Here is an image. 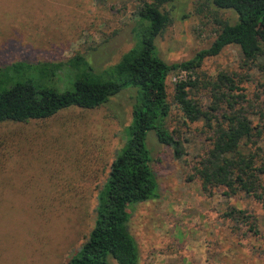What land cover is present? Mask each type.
Masks as SVG:
<instances>
[{
    "label": "rangeland",
    "instance_id": "rangeland-1",
    "mask_svg": "<svg viewBox=\"0 0 264 264\" xmlns=\"http://www.w3.org/2000/svg\"><path fill=\"white\" fill-rule=\"evenodd\" d=\"M143 1L148 0H0V68L74 55L95 69L114 65L133 44V14ZM161 10L169 21L154 46L166 64L190 59L210 45L218 22L236 20L211 0H169ZM263 62L264 56L244 61L235 46H226L193 72L167 75L165 127L180 155L146 134L157 198L129 210L137 264H264V208L240 192L202 190L196 173L211 148L212 131L205 124L213 127L226 110L224 102L214 101L209 83L220 73L233 75L237 90L231 95L241 96L233 99L234 108L262 125ZM179 80L195 82L187 97L205 120L182 117L172 98ZM130 96L123 91L92 110L69 107L43 120L0 123V264H67L92 226L96 193L129 119ZM242 152L255 165L264 161V133ZM232 211L248 216L255 234L237 215L229 216Z\"/></svg>",
    "mask_w": 264,
    "mask_h": 264
},
{
    "label": "trees",
    "instance_id": "trees-1",
    "mask_svg": "<svg viewBox=\"0 0 264 264\" xmlns=\"http://www.w3.org/2000/svg\"><path fill=\"white\" fill-rule=\"evenodd\" d=\"M168 1L140 3L130 29L133 44L114 65L95 69L83 56L74 55L61 62L19 61L0 68V123L43 120L69 107L92 110L120 92L131 93L121 145L96 193L92 226L67 264L138 263L137 245L128 230L129 210L157 198L146 134L152 132L157 143L180 155L178 142L165 127L167 75L193 72L226 46H235L247 62L264 56V0H211L215 8L232 11L235 22H218L220 29L207 48L186 61L166 64L157 56L154 39L169 21L161 10ZM232 79L233 75L220 73L209 83L214 101L224 102L226 110L213 127L205 124L212 131L211 148L196 173L202 190L222 187L227 195L240 192L264 208V161L255 165L253 156L242 152L261 140L264 124H252L241 108H234L237 100L233 99L241 96L231 95L237 90ZM194 86V81L179 80L173 87V101L189 122L205 120L199 106L187 97L186 89ZM233 214L255 234L248 216L228 213Z\"/></svg>",
    "mask_w": 264,
    "mask_h": 264
}]
</instances>
